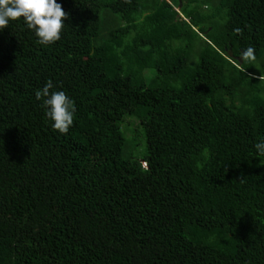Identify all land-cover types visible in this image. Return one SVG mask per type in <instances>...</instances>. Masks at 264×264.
<instances>
[{"label": "trees", "instance_id": "trees-1", "mask_svg": "<svg viewBox=\"0 0 264 264\" xmlns=\"http://www.w3.org/2000/svg\"><path fill=\"white\" fill-rule=\"evenodd\" d=\"M57 2L0 30V264H264V0Z\"/></svg>", "mask_w": 264, "mask_h": 264}, {"label": "clouds", "instance_id": "clouds-1", "mask_svg": "<svg viewBox=\"0 0 264 264\" xmlns=\"http://www.w3.org/2000/svg\"><path fill=\"white\" fill-rule=\"evenodd\" d=\"M130 3L131 0H124ZM69 18L61 3L57 0H0V30L8 27L11 20L22 19L28 29L37 37L41 45L54 44L61 39L65 21ZM233 32L243 35L242 28H234ZM256 60L255 48L249 46L241 51L239 61L230 60L240 72H245L244 64H251ZM258 79L264 80V74ZM53 81L49 79L43 88L37 89L35 97L42 101L46 109L45 115L51 121V128L61 134H67L75 119L74 101L62 90L52 91ZM258 156L264 157V140L256 143ZM264 165V160H260ZM144 171H149L146 163L142 165Z\"/></svg>", "mask_w": 264, "mask_h": 264}, {"label": "rangeland", "instance_id": "rangeland-1", "mask_svg": "<svg viewBox=\"0 0 264 264\" xmlns=\"http://www.w3.org/2000/svg\"><path fill=\"white\" fill-rule=\"evenodd\" d=\"M135 143H138L137 141H135ZM127 155H131V150H128L127 152ZM134 156L135 157H138V158H142V156H143V153L142 152H140V151H138L137 149L134 151Z\"/></svg>", "mask_w": 264, "mask_h": 264}]
</instances>
